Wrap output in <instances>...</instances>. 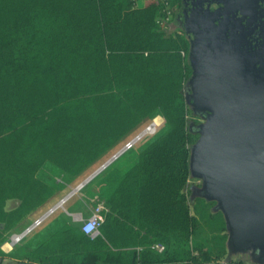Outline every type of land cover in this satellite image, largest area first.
<instances>
[{"label": "trees", "instance_id": "obj_1", "mask_svg": "<svg viewBox=\"0 0 264 264\" xmlns=\"http://www.w3.org/2000/svg\"><path fill=\"white\" fill-rule=\"evenodd\" d=\"M166 1L0 0V241L53 194L59 182L48 173L70 181L139 124L162 117L91 187L105 207L97 234L63 224L8 255L38 264L210 257L188 244L205 209L191 212L184 191L187 44L162 27L164 7L178 2ZM10 198L17 201L5 208ZM154 242L163 249L149 248Z\"/></svg>", "mask_w": 264, "mask_h": 264}, {"label": "flooded vegetation", "instance_id": "obj_2", "mask_svg": "<svg viewBox=\"0 0 264 264\" xmlns=\"http://www.w3.org/2000/svg\"><path fill=\"white\" fill-rule=\"evenodd\" d=\"M177 14L180 33L188 40L185 106L191 105L201 122L193 151L225 104L243 98L245 87L264 79V0H178ZM189 165L192 172L193 165L199 167L192 152Z\"/></svg>", "mask_w": 264, "mask_h": 264}, {"label": "water", "instance_id": "obj_3", "mask_svg": "<svg viewBox=\"0 0 264 264\" xmlns=\"http://www.w3.org/2000/svg\"><path fill=\"white\" fill-rule=\"evenodd\" d=\"M229 102L223 113L207 124L192 151V161L199 163L197 168L193 165L194 172L221 200L230 241L242 247L264 241V79L251 82L243 98ZM108 160L77 182L58 203Z\"/></svg>", "mask_w": 264, "mask_h": 264}, {"label": "rangeland", "instance_id": "obj_4", "mask_svg": "<svg viewBox=\"0 0 264 264\" xmlns=\"http://www.w3.org/2000/svg\"><path fill=\"white\" fill-rule=\"evenodd\" d=\"M132 1V0H131ZM148 0H144L141 4H144ZM138 5L135 2H131V6ZM169 10V14L167 18L162 21V27L166 31H180L181 32V26H180V18L181 14H177V4L172 6V10L170 7H166ZM186 44L188 46V40L186 39ZM187 73V71H186ZM187 109H186V123L188 126V130L190 133V137L187 143L188 147V165H189V158L192 152V148L196 142V139L199 136V130L198 126L201 124V122L197 119L198 114L195 112L193 107L187 104ZM190 108V109H189ZM152 118L155 121V129L160 126L162 123V117L159 114H155ZM152 118L146 120L145 122L139 124L136 128H134L131 132H129L127 135H125L121 140H119L113 147H111L109 150H107L100 158H98L95 162H93L90 166H88L86 169H84L81 173L76 175L72 180L67 181L64 178H61L59 175H55L53 173H48L47 178L49 180H57L59 183L55 184L53 183L54 186V192L51 196L48 197L47 200L51 198H61L63 197L67 192L73 188V186L79 182L83 177H85L88 173H90L94 168H96L106 157H108L112 152H114L117 148H119L126 140H128L134 133H136L143 125L148 123ZM154 129V130H155ZM152 133V132H151ZM150 133L144 134L141 138L136 140L132 145L127 147L125 150H123L121 153H119L116 156V159H112L105 167L101 168L99 171H97L92 177L96 176L97 174H100V172H104L105 170H108L111 168V166L122 156H124L133 146L144 140L146 137H148ZM91 177V178H92ZM90 179V178H89ZM88 179V180H89ZM87 180V181H88ZM86 181V182H87ZM84 182L80 187L73 189L72 192H70L65 198H76V194L78 190H82V186L86 183ZM184 191L188 200V205L189 209L191 212H193L192 206L194 204L198 205H204V217H201V220L198 222V226L196 228L195 233L190 236L189 239V245L190 247H193V245H200L204 246V249L208 252L214 251L216 249L221 248V250L224 247L225 242L229 241V235H230V226L228 224V221L226 219V216L217 200V197L214 196L212 193L209 192V190L205 187V182L201 176L198 174L192 172L190 169L189 165V170L188 174L185 180V186H184ZM58 199V200H59ZM47 200L44 201L43 203H47ZM64 200V198H63ZM63 200L58 203H54L56 205L55 209H53L52 212L48 213L45 217L41 219V224H43L50 216H54L57 214H62L63 209L60 206ZM16 199L10 198L5 201V208H9L13 206L16 203ZM42 203V204H43ZM40 204L37 205L33 210L28 212L24 218L11 230H8L5 235L4 239H8V236L12 232H19L21 231L26 225H28L35 217L40 215L45 209L47 204ZM92 203V201H91ZM63 206L66 205V203H62ZM81 204V203H80ZM79 203L75 204V209H80L83 215H79L77 219L79 221H83L86 219L88 216V210L85 205H80ZM52 206V205H51ZM199 206V207H200ZM50 207V206H49ZM48 207V208H49ZM47 208V209H48ZM46 209V210H47ZM45 210V211H46ZM91 210V209H90ZM199 210V209H198ZM34 217V218H33ZM32 219V220H31ZM215 219V220H214ZM214 220V221H213ZM40 224V225H41ZM33 226L30 231L26 232L25 238H29L36 232L39 228V226ZM203 249V250H204ZM24 250V249H23ZM199 253V251H198ZM197 253V254H198Z\"/></svg>", "mask_w": 264, "mask_h": 264}, {"label": "crops", "instance_id": "obj_5", "mask_svg": "<svg viewBox=\"0 0 264 264\" xmlns=\"http://www.w3.org/2000/svg\"><path fill=\"white\" fill-rule=\"evenodd\" d=\"M172 10V9H171ZM180 33V31H178ZM108 170L104 172H100L94 177H90V179L82 186V190H78L76 194V198H64L62 203H66L65 206L61 203V207L63 209L62 214H57L54 216H50L43 224L41 221L35 226H39L38 230L34 232L32 236L29 238H25L26 233L16 242H10L9 236L8 239H3L0 241V264H25V260H17L13 256L8 255L9 252L12 253H20L22 250L28 249L32 245H36L41 239L45 238L48 234H50L53 230L57 229L59 226L65 224L73 228L77 233H80V223L77 219L78 214L83 215L81 210L75 209L76 203H81L80 205H85L88 210V214L92 206L100 199L99 194L93 192L92 186L104 177ZM59 199V198H58ZM57 198H51L47 200L46 209L57 203ZM92 201V203H91ZM43 203L42 205H44ZM45 209V210H46ZM55 209V207L53 208ZM53 209L50 211L52 212ZM44 210V211H45ZM43 211V212H44ZM49 212V213H50ZM45 217V216H44ZM34 218V217H33ZM32 220V219H31ZM30 231V230H29ZM155 243V242H154ZM188 244L189 241H188ZM194 246V245H193ZM152 250H156L151 247V244L148 246ZM190 247V246H189ZM136 250H140V246L135 247ZM191 252L193 254H197L198 251L203 250L204 246L195 245L194 247H190ZM205 250V249H204ZM161 251V250H160ZM208 252V251H207ZM214 251H210V257L207 259H198L197 261H187V260H176L171 262H161V263H150V264H264V241H255L251 242L245 246H236L232 241H227L224 244L223 249L219 256H214ZM140 264V263H135Z\"/></svg>", "mask_w": 264, "mask_h": 264}, {"label": "built area", "instance_id": "obj_6", "mask_svg": "<svg viewBox=\"0 0 264 264\" xmlns=\"http://www.w3.org/2000/svg\"><path fill=\"white\" fill-rule=\"evenodd\" d=\"M141 1L143 2L144 0H132V2H135L136 4H141L142 3ZM162 2H163V4H166L167 3L166 0H162ZM168 14H169V10L166 7H164V15H163L164 17H163V20H165L167 18ZM153 119L154 118H152L148 123H146L145 125H143L136 133H134L128 140H126L119 148H117L108 157H106L104 160H106L108 158H109V160L101 168L105 167L110 161H112V159H115L116 156L119 153H121L123 150H125L130 145H132L136 140H138L139 138H141L144 134L153 132L154 129H155V121ZM117 150H118V152L116 153ZM54 207H56V205L50 206L46 211L42 212L40 215H38L37 217H35L21 231H19V232H12L9 235L10 242H16V241H18L33 226H35L36 224H38L41 221V219L44 216H46ZM104 210H105V207L102 204V201L101 200L97 201L92 206V208H91L88 216L86 217V219H84L83 221H81L80 226H79L80 231L83 232V233H85V234H87V235H89V236H93V235L97 234L98 233V227H99L100 223L103 220V211ZM151 247H153L156 250H159L160 251V250L163 249V244L160 243V242H155V243H152L151 244Z\"/></svg>", "mask_w": 264, "mask_h": 264}]
</instances>
